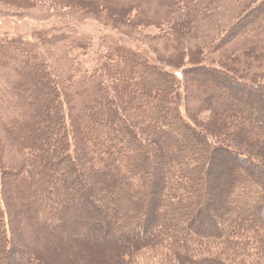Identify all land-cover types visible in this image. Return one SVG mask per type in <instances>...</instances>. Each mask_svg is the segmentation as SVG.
<instances>
[{
	"label": "trees",
	"instance_id": "trees-1",
	"mask_svg": "<svg viewBox=\"0 0 264 264\" xmlns=\"http://www.w3.org/2000/svg\"><path fill=\"white\" fill-rule=\"evenodd\" d=\"M0 5L156 56L104 39L62 76L46 34L0 39V264H264V0Z\"/></svg>",
	"mask_w": 264,
	"mask_h": 264
},
{
	"label": "rangeland",
	"instance_id": "rangeland-1",
	"mask_svg": "<svg viewBox=\"0 0 264 264\" xmlns=\"http://www.w3.org/2000/svg\"><path fill=\"white\" fill-rule=\"evenodd\" d=\"M10 9L0 5V39L17 38L32 43L34 33L46 34L38 44L40 52L44 53L43 58L45 60L51 62L52 70L62 76L71 74V64L74 61L72 60L70 63L71 58L77 59L76 66L83 70L88 68L90 70V68L97 66L99 64L101 42L104 39L121 43L133 50L147 53L154 60L156 59L148 43L127 37L123 33L113 30L111 27L99 25L91 19H82L69 13L55 14L54 16L50 14L51 16H48L38 11L23 12ZM68 31L75 33V36L67 42L58 45L56 42L59 39L49 41V39L58 38L62 34L61 38H63ZM146 32L150 35H156L159 31L150 28ZM78 39L86 40L90 44V48L85 55L84 51L79 50L73 51L70 55L68 43ZM73 47L76 48L75 45ZM74 70H76V67H74ZM169 70L178 74L174 69ZM204 115L207 117V114ZM202 118L204 117L202 116Z\"/></svg>",
	"mask_w": 264,
	"mask_h": 264
}]
</instances>
